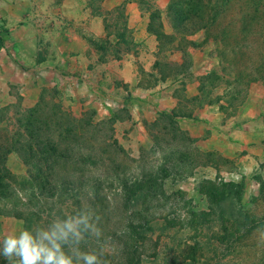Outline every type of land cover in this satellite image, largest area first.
Returning <instances> with one entry per match:
<instances>
[{"label":"rangeland","instance_id":"rangeland-1","mask_svg":"<svg viewBox=\"0 0 264 264\" xmlns=\"http://www.w3.org/2000/svg\"><path fill=\"white\" fill-rule=\"evenodd\" d=\"M165 1H86V13L100 21L99 32L86 35L89 47L96 51L95 45L102 39L106 43L100 47L107 45L108 49L105 60L99 53L94 58L101 68L94 74L79 75L80 80L38 73L39 91L31 84L20 93L14 87L13 102L0 108V137L24 132L25 113L40 105L47 107L38 110L37 118L54 123L58 120L54 105L58 104L71 116L103 122L98 136L112 135L128 153L133 161L129 172L88 167L90 188L98 187L99 182L107 188L104 196L111 198V213L105 215L106 210L98 220L101 235L93 238L90 250L98 254L101 264L126 260L135 264H241L240 258L251 264L246 261L245 248L257 241L260 233H251L234 247L219 242L213 235H222L221 223L209 213L213 208L223 216H237L239 205L251 208L264 186V84L245 85L235 78L232 86L223 82L213 88L202 85L210 71L220 70L215 45L205 40L201 31L185 37L177 29L178 22L172 24L166 18L169 0L162 6ZM254 27L258 31L253 47L258 48L255 63L264 76V23ZM196 48L206 58L201 67L192 60ZM43 51L49 54V50ZM117 53L122 57L114 58ZM119 60L132 65L127 75L136 84L124 83ZM26 80L32 82V76ZM23 96L29 99L24 101ZM10 154L4 161L5 172L0 173V185L8 184L12 198L13 191L17 193L27 182V172L18 155ZM115 164L123 165L121 161ZM141 168L156 182L154 195L145 192L138 204L125 205L121 182L140 176ZM161 168L165 176L159 175ZM220 184L242 185L240 200L229 196L223 202L212 201L209 195L215 194L213 189ZM104 196L97 201L102 206ZM50 206L45 208V216L55 213L60 203ZM12 210L10 202L0 200V237L24 227ZM255 211L262 208L257 206ZM130 220L135 233L129 232ZM118 231L126 237L120 238ZM231 248L235 249L230 252ZM109 254H113L112 260H106ZM0 264L7 262L0 259Z\"/></svg>","mask_w":264,"mask_h":264},{"label":"trees","instance_id":"trees-1","mask_svg":"<svg viewBox=\"0 0 264 264\" xmlns=\"http://www.w3.org/2000/svg\"><path fill=\"white\" fill-rule=\"evenodd\" d=\"M262 12L264 14V0H169L166 7V18L172 24L178 22L177 29L186 35L185 37L201 31L205 40H210L215 45L220 70L210 71L201 80L202 85L213 88L218 82L232 86L235 83V78L236 80L241 78L240 82L242 81V84L245 85L258 81L264 84V76L260 75V70L255 63L254 54L258 48H253L258 40V31L254 26H259L261 22L264 23V18L261 17ZM188 27H191V30H188ZM103 43L106 41L100 39L95 45L98 47L95 52L99 53L100 58L105 57L108 51L107 45L104 48L100 47ZM113 57H122V54L117 53ZM105 59L106 57L103 60ZM45 107L47 106L42 107L43 110ZM40 108L41 105L38 109L36 107L27 110L28 113H25L26 115L23 117L26 122L24 132H15L11 136L0 137V173L5 172V158L12 152L18 155L27 172V182L18 188L19 193L13 191L14 197L12 198H10L11 194L9 195L12 190L8 192L10 188L8 184L0 185V200L10 202L13 206V216L22 219L24 227L29 228L44 224L51 215L49 212L45 216V208L48 205L56 204V201L60 203V206L55 210L57 214L88 205L100 219L106 210H110L111 198L104 196L107 188H103L99 182H97L98 187L90 188L87 182L88 167L110 168L108 170L110 172L126 173L131 170L132 159L122 146L112 139V135L102 138L98 136L102 130L101 126H104L103 122H94L92 118L83 116H71L66 110H61L58 104L54 105L58 120L54 123L48 122L37 118ZM170 117L172 116L167 118ZM85 160L91 161L92 164H86ZM118 161L123 164L121 167L119 164H115ZM75 165L77 166L75 167ZM160 171V176L166 175L163 168ZM140 172V176L134 177L133 180L121 182L120 187L125 205L130 202L138 204L144 200L145 192H148L150 196L154 195L155 189L153 188L156 182L153 181V176L151 173L146 174L142 168ZM1 174L0 180H2ZM107 174L108 172L99 180H102ZM213 190L215 194L209 195L212 201L223 202L229 196L240 200L242 195V185L239 184H220L216 185ZM17 194L23 198V201ZM102 195L105 199L104 206L97 203ZM259 201L260 203L257 205ZM257 206L262 208L259 213L255 211ZM238 212L237 216H223L220 214L221 212L211 208L209 215L218 218L222 229V235L216 233L213 237L219 242L233 244L234 247L240 239L253 234V232H259L260 236L257 241L245 248V256L246 261L251 260V264H264L263 185H261L252 207L243 209L239 205ZM110 213L111 211L105 215ZM2 214L8 215L9 213ZM44 218L46 220L42 223ZM129 223V232L135 233L136 229L132 220ZM118 232L121 235L120 238L126 237V234ZM93 238L89 237L82 242V250H91ZM233 250L231 248L230 252ZM109 255L106 260H112L110 257L112 258L113 254ZM239 260L241 264H245L242 258ZM135 263L126 260L123 264Z\"/></svg>","mask_w":264,"mask_h":264},{"label":"crops","instance_id":"crops-1","mask_svg":"<svg viewBox=\"0 0 264 264\" xmlns=\"http://www.w3.org/2000/svg\"><path fill=\"white\" fill-rule=\"evenodd\" d=\"M86 1L0 0V108L13 102L14 87L19 93L30 84L32 89L41 90L38 73L80 80L79 75L94 74L101 68L94 59L98 54L86 40L87 34L95 36L99 32L100 21L86 13ZM43 50H49V54ZM203 53L198 48L192 50V60L198 67L206 61ZM117 63L124 83L136 84L127 75L132 65L127 60ZM31 76L32 82L26 80ZM27 99L29 96H23L24 101ZM22 103L30 104L29 100Z\"/></svg>","mask_w":264,"mask_h":264},{"label":"clouds","instance_id":"clouds-1","mask_svg":"<svg viewBox=\"0 0 264 264\" xmlns=\"http://www.w3.org/2000/svg\"><path fill=\"white\" fill-rule=\"evenodd\" d=\"M98 220L88 205L53 213L42 225L0 237V259L7 264H101L96 252L81 248L87 238L100 237Z\"/></svg>","mask_w":264,"mask_h":264}]
</instances>
